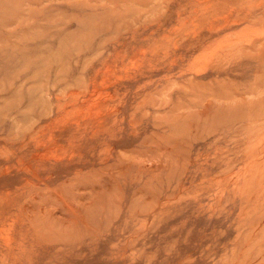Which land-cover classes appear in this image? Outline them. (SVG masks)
<instances>
[{
  "label": "rangeland",
  "instance_id": "1",
  "mask_svg": "<svg viewBox=\"0 0 264 264\" xmlns=\"http://www.w3.org/2000/svg\"><path fill=\"white\" fill-rule=\"evenodd\" d=\"M0 264H264V0H0Z\"/></svg>",
  "mask_w": 264,
  "mask_h": 264
}]
</instances>
